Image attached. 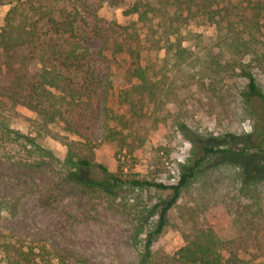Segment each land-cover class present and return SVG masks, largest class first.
Returning a JSON list of instances; mask_svg holds the SVG:
<instances>
[{
  "label": "rangeland",
  "instance_id": "374dc122",
  "mask_svg": "<svg viewBox=\"0 0 264 264\" xmlns=\"http://www.w3.org/2000/svg\"><path fill=\"white\" fill-rule=\"evenodd\" d=\"M138 1L146 0H123L120 4L111 0H86L87 6L82 5L78 26L90 32L85 41L91 52L87 58L95 63L97 80L85 81L82 73L65 71L60 63L64 58L60 54L64 41L60 38L45 41L47 46L43 54L32 44L10 52L0 50V83L14 90L12 93L20 100L31 91L32 80L43 67L55 64L66 78L60 87L51 89L63 115L49 125L25 103L13 107V100L4 98L7 101L4 115L11 128L23 136L36 137L45 150L61 161L36 152L31 154L34 149L26 146L24 138H16V133L11 136L0 133V202L11 199L7 204L10 206L11 202L20 200L17 213L12 214L3 207L0 215V264L139 262L143 250L139 240L145 236V233L139 236L136 233L141 228L139 211L142 206L153 207L168 191L149 189L110 195L96 186H89L92 181L104 178L101 169L82 170L76 182L67 178L68 169L62 165L70 150L76 157L104 164L112 172L118 169L117 146L105 137L107 126L114 125L112 112L130 114L132 104L126 100L125 93L131 82L139 83L130 70L149 67V75L158 80L165 56V50L156 43L165 44L162 29L147 34L145 24L138 22V14L126 12ZM1 2L0 31L11 7ZM227 2L216 1L218 6ZM233 2L245 7L242 0ZM171 12L174 13V9ZM192 13L197 19L191 18L190 22H194L189 27L191 30L214 32L213 26L201 21L198 11ZM28 15L32 20L40 17L39 13ZM44 30L48 32L49 29L44 27ZM257 33L260 50H264V28ZM184 44L191 46L192 43L187 39ZM120 45L123 50L119 49ZM229 53L225 49L223 56ZM258 77L264 84V72ZM219 85L206 81L201 91L192 86L191 97L183 92L178 101L163 97L166 104L162 112L155 106L149 108L150 103L136 102L137 109L147 114L138 124L143 145L134 154L125 150L119 155L126 172L166 184L176 182L179 166L190 149V143L171 121L176 114L183 116L192 127L197 123L201 131L224 136V141H236V147L260 140L257 124L244 115L238 100L221 97L214 91ZM167 117L170 119L166 120ZM151 219L156 221V214ZM181 227L179 211L175 208L170 212V226L152 245V264H186L177 256L178 250L185 245ZM254 264H264V256Z\"/></svg>",
  "mask_w": 264,
  "mask_h": 264
},
{
  "label": "trees",
  "instance_id": "16d2710c",
  "mask_svg": "<svg viewBox=\"0 0 264 264\" xmlns=\"http://www.w3.org/2000/svg\"><path fill=\"white\" fill-rule=\"evenodd\" d=\"M1 1L11 7L0 31V50L10 52L32 44L43 54L47 46L45 41L60 38L64 41L60 50L64 58L60 63L65 71L80 72L85 81L98 79L95 63L87 58L91 52L85 41L90 32L78 26L82 5L87 6L86 0ZM111 1L120 4L123 0ZM216 1L146 0L138 1L126 10L138 14V22L145 24L147 34L162 29L165 44L161 46L156 41L157 47L165 50L161 76L154 80L148 73L149 67L130 70L139 80L136 84L131 82L125 93L126 100L132 104L130 114L112 112L114 125L107 126L105 135L107 141L117 146L119 165L116 172L89 158L76 157L70 150L62 161L68 169L67 178L76 182L82 170L101 169L104 178L92 181L89 186H96L110 195L149 189L168 191L167 196L160 198L153 207L142 206L139 211L141 228L136 233L137 236L145 233V236L139 240L143 250L136 264H152V245L170 226V212L175 208L179 211L185 239V245L177 252L180 261L186 264H254L264 256V84L258 77L264 72V50H260L257 33L264 28V0H242L245 7L233 0L218 6ZM171 9L175 12L170 13ZM194 10L198 11L202 22L214 27L212 34L189 28L194 23L190 22L191 18H196L192 13ZM27 12L31 15L39 13L40 17L32 20ZM44 27L49 29L48 32ZM187 39L191 46L184 44ZM119 49L124 47L120 45ZM225 49L230 52L229 56H223ZM62 75L55 64L43 67L34 76L31 91L23 100L14 96V90L0 83V133L7 136L16 133V138H24L26 146L34 149L31 154L40 153L56 161L61 160L45 150L36 137L23 136L11 128L4 115L7 109L4 98L13 100V107L25 103L45 125L52 124L63 115L51 92L66 79ZM206 81L220 84L214 89L219 96L238 100L244 115L257 124L261 139L236 147V141H224V136L201 131L197 123L192 127L183 116L176 114L171 121L190 143L189 155L179 166L176 182L166 184L126 172L119 155L125 150L134 154L143 145L138 124L147 114L137 109L136 102L150 103L149 108L155 106L162 112L166 104L163 97L178 101L183 92L191 97L192 86L201 91V85H206ZM10 200L0 202V215L3 207L12 214L17 213L20 200L7 206ZM154 214L156 221L153 222Z\"/></svg>",
  "mask_w": 264,
  "mask_h": 264
}]
</instances>
